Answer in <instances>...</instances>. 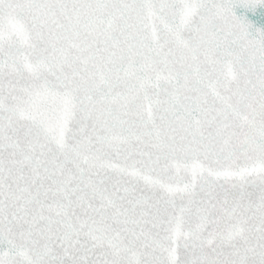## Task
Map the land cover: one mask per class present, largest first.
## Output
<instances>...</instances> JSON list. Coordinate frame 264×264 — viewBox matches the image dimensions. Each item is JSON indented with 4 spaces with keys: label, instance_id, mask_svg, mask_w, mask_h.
<instances>
[{
    "label": "snow or ice",
    "instance_id": "6c2138e0",
    "mask_svg": "<svg viewBox=\"0 0 264 264\" xmlns=\"http://www.w3.org/2000/svg\"><path fill=\"white\" fill-rule=\"evenodd\" d=\"M0 264H264V0H0Z\"/></svg>",
    "mask_w": 264,
    "mask_h": 264
}]
</instances>
